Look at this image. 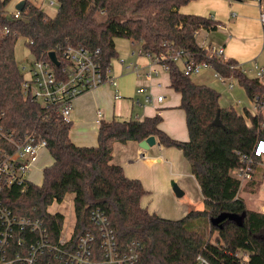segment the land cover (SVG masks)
<instances>
[{
  "label": "trees",
  "instance_id": "trees-1",
  "mask_svg": "<svg viewBox=\"0 0 264 264\" xmlns=\"http://www.w3.org/2000/svg\"><path fill=\"white\" fill-rule=\"evenodd\" d=\"M57 1L59 9L54 16L27 2L20 17L14 18L6 9L10 0H0V123L18 133L35 130L46 139L53 158L52 164L43 169L40 185L27 182L5 188L0 200L17 214L41 217L56 239L65 215L50 212L49 206L73 193L74 239L91 231L99 252L101 236L90 214L100 208L109 217L122 247L132 240L141 242L136 264H195L200 253L214 264H242L234 254L238 248L249 251L248 264H264V212L236 198L239 182L230 174L239 163L237 152H248L264 136L261 115L221 106V93L216 88L184 74L179 62L164 60L170 66V86L181 94L189 139L171 137L160 127L162 117L157 113L141 120L102 119L98 144L81 146L70 137L72 120L24 95L23 72L15 55L17 40L23 37L34 57H47L50 51L60 55L68 45H82L99 48L104 66H109L117 56L115 38L127 37L139 43L144 53L154 56L185 49L196 61L208 60L220 74L237 77L251 100L264 97V81L237 66L230 68L228 63H237L234 59L223 63L209 58L207 49L198 43L200 29L216 30L221 22L180 11L193 0ZM218 113L221 125L215 124ZM152 135L162 146L182 150L201 189L203 209H190L183 217L172 219L141 204L147 190L138 178L128 177L124 167L114 162L113 148L115 142H141ZM261 187L260 182H249L245 191L257 193ZM202 219L209 221L211 230L218 231L214 241L206 228L198 229ZM38 264L69 263L45 253Z\"/></svg>",
  "mask_w": 264,
  "mask_h": 264
},
{
  "label": "built area",
  "instance_id": "built-area-1",
  "mask_svg": "<svg viewBox=\"0 0 264 264\" xmlns=\"http://www.w3.org/2000/svg\"><path fill=\"white\" fill-rule=\"evenodd\" d=\"M19 1L21 0L17 2ZM56 1L50 0V4L53 5ZM249 1H254L259 6L260 20L264 26V0ZM27 2L33 3L31 0H25V5ZM10 15L19 18L20 10L16 8ZM203 47L207 49L209 58H218L223 63L230 59L225 54V46L222 44H208ZM140 51L144 53L141 49ZM145 54L151 57L154 64L160 65L168 72L170 66L164 60L179 62L184 74L191 77L193 74L210 70L215 79L222 83L228 82L231 89L240 83L233 75L220 74L208 60L196 61L185 49L172 51L167 56ZM56 55L58 64L54 63L48 54L47 57H34L21 67L22 91L26 97L67 121L71 120L74 101L78 96L105 84L117 85L113 68L111 65L104 66L99 48L92 50L82 45H68L61 50L60 55L58 53ZM124 64L127 68H133L140 77L143 75L145 78H151L159 71L150 65L149 71L142 73L141 67L135 62H124ZM228 66L230 68L237 66L244 73L264 81V66L257 60L251 67L238 62L228 63ZM143 90L144 88L140 87L137 92L141 93ZM145 97L147 102L153 99L151 94ZM115 98H122L118 90ZM163 98V95L157 96L159 101ZM252 103L254 110L251 113L263 117L261 123L264 130V97H257ZM136 104H142L139 98L136 99ZM102 119L104 112L98 109L96 118L98 125ZM248 123L250 124L249 119ZM45 149H47L46 139L40 138L35 130L18 133L0 123V193L5 188L33 182L30 174ZM145 152V150L141 152L137 159L144 160ZM237 154L239 163L230 169V174L239 182L236 198L244 200L246 194L249 196L253 194L245 193L247 183L260 182L261 186H264V136L259 137L248 152H237ZM90 216L101 236L99 252L96 248V235L91 231L74 239V227L67 235L63 234V227L59 236L54 239L41 217L17 214L8 204L0 200V264H38L40 255L45 253L69 264H136L139 261L142 252L140 241L132 240L122 247L109 217L102 209H92ZM234 254L242 264L249 263V251L238 248ZM195 264L214 263L200 253L196 257Z\"/></svg>",
  "mask_w": 264,
  "mask_h": 264
},
{
  "label": "rangeland",
  "instance_id": "rangeland-1",
  "mask_svg": "<svg viewBox=\"0 0 264 264\" xmlns=\"http://www.w3.org/2000/svg\"><path fill=\"white\" fill-rule=\"evenodd\" d=\"M17 1L18 0H10V2L6 6V9L10 12L14 11L16 9ZM31 1L37 6H39L50 16H54L59 9L58 1H56V3L53 5L50 4V0ZM234 2L237 6L236 11L239 13V16L241 15V18L245 19V22L246 18L253 17L255 12H257L258 14V6L256 2L254 3L253 1L249 0H236ZM208 4V2H203V0H195L193 2L190 1L187 5H185V8H189L193 11H202L205 13V11H207L206 6ZM229 7L230 6L228 4L227 7H224V10H227L229 12ZM192 14L195 13L192 12ZM239 16L238 18H240ZM97 17L99 19H104L105 16L103 14H98ZM233 20L236 21L237 18ZM245 22H241L239 24L235 23V27L233 28L228 26V24H226V21L222 20V25H224L225 28L220 25L216 30L200 29L197 32V39L200 43L207 41L216 45L223 44L224 41H228V44L225 49V54L227 56H229L231 50H233L236 55H239L240 57L245 59L246 67H251L255 62V59H257L260 65L264 66V47H261L258 52H256V50L253 48V45L251 44L253 42L252 32L247 31L244 25ZM229 35H231L232 37H229ZM262 40L264 41V37ZM245 42L247 44H245ZM115 43L117 49V56L112 59L111 66L114 70V73H117V69L119 67L122 68L124 62L135 61L137 56L142 55H135L132 53L133 51L139 49V45L135 44L131 38L116 37ZM231 44H234L235 46H232ZM15 55L20 67H22L24 64H28L31 60L34 59V54L30 51V48L28 47L25 38H18L15 46ZM126 71L130 72L129 70ZM210 73L212 75V71H210ZM211 75L203 73L193 74L192 79L196 82L206 83L210 86L216 87V89L221 93L220 104L224 105L225 107H233L232 105H235V102L238 103V99L242 100V102L236 104V108L239 111L242 110L243 105H250L249 96L247 95L246 90L240 83L236 85L234 89H231L227 84L228 82L221 84H213L211 80L212 78H209ZM108 88L113 89L114 87H103L102 89L95 91L96 93L94 95L92 94V92H87L82 96L83 98H86V103L81 108V110H78V107L75 108L74 114L77 115V118L73 119V125L70 130L71 137L75 141H77L79 138L84 139L86 141H92L95 137L94 130L98 126L97 122H95V119L97 118V108H101L107 113V111L112 109L113 101L120 100L113 97L112 92L109 91ZM122 100L124 102L122 108L124 114L123 116H117V119H129L131 117L130 114H128V108L132 104V98L123 97ZM170 108L173 109V107L166 108L167 112L170 111L168 110ZM138 109L139 107L134 106V111ZM74 114H71V117L72 115L74 116ZM52 159L53 158L50 151L47 149L43 150L41 160L38 163V167L43 168L44 166H49L52 162ZM183 160L186 162L185 158ZM184 165L185 163L179 165L178 168H176V174H174V176L177 177V179H175L174 177L170 178L169 175H167V172L169 174L171 170L169 166L166 168V163L164 166H161V168L164 169V172L167 175L166 179H168L169 177V180L167 182V185H169V187L164 188L161 192L152 191L146 193L143 196V202L145 203V207H147L149 210L156 209L162 211L172 219H179L183 217L186 214V209H203L205 207L201 189L197 181L193 177H191L189 170L188 172L185 171ZM30 178L33 180L34 183L40 185L43 180V172L35 168V170L33 169V171L31 172ZM174 182L178 183L179 186L184 190V194L182 196H177L174 192ZM244 202L249 208H252L259 212H263L262 207L264 206V186H262L259 192L253 193L251 196L246 194L244 197ZM49 211L53 213L61 212L65 215L63 234L67 235L74 227L76 220L74 209V194H67L62 202L54 201L53 204L49 206ZM199 223L200 226L198 227V229L204 230L206 228L210 240L214 241L218 235V231L211 230L208 220L202 219L199 221Z\"/></svg>",
  "mask_w": 264,
  "mask_h": 264
},
{
  "label": "crops",
  "instance_id": "crops-1",
  "mask_svg": "<svg viewBox=\"0 0 264 264\" xmlns=\"http://www.w3.org/2000/svg\"><path fill=\"white\" fill-rule=\"evenodd\" d=\"M234 1L236 0H203V2L209 3L206 6L207 11H205V13L202 11H193L189 8H185V5L180 8V11L183 13L193 12L195 14L205 15L215 20H219L223 28H225V26L222 25V20H224L226 21V24H228V26L234 28L235 23L239 24L241 22H245V19L241 18L240 17L241 15L239 16V13L236 11L237 6L235 5ZM228 4L230 6L229 12L227 10H224V7L225 6L227 7ZM233 12L235 13V15H233ZM238 16L240 18H238ZM235 18H237L236 21L233 20ZM244 25L247 31L252 32L253 42L251 44L253 45V48L256 50V52H258V50L261 47H264V41L262 40L264 37V26L260 20L259 6H258V14L257 12H255L253 17L246 18V22ZM229 37H232V36L229 35ZM134 43L139 45V43L137 42H134ZM198 43L201 46L212 44L211 42H207V41H204L201 43L198 41ZM227 44H228V41L226 42L224 41V43L222 44L225 46V49H226ZM245 44L247 43L245 42ZM231 45L235 46L234 44H231ZM140 49L141 48L139 45V49L133 51L132 53L135 55H142V56H137L135 61H129V62H135L137 65H139V67H141L142 73L148 72L150 69V65H152L154 66V68L159 69L157 74H154L151 78H145L143 75L140 77V76H137L133 68H127L126 65L123 63L122 65L123 67L122 68L119 67L117 69V73H114V70H113V74L117 78L116 86L112 84H105L95 90L88 91V92H92V94L94 95L96 93L95 91H98L102 89L103 87L113 86L114 87L113 89L108 88L109 91L112 92L113 97H115V94L118 90L122 94V98L123 97L132 98V104L128 108L129 109L128 114H130V117H131L129 119H140L141 120L146 116H153L159 113L162 117L160 127L165 132H167L173 138L183 140V141L188 140L189 132H188L187 123H186V113L180 107L181 94L170 86L171 82H170L169 72L163 70L160 65L154 64L151 60V57L146 55L145 53H142ZM228 57L231 59H234L240 64L245 65V62H246L245 59L240 57L239 55H236V53L233 50H231L230 55ZM125 69L129 70L130 72H127ZM203 74L211 75L210 70L203 72ZM209 78L210 79L212 78L211 80L213 84L222 83L219 80L215 79L213 77V74ZM140 87H143L144 90L141 93H138L137 89ZM84 94L78 96L75 99L72 114H74V110L76 107H78V110L79 109L81 110V108L85 105L86 98L82 97ZM149 94L152 95L153 99L147 102L145 96ZM158 95L164 96L162 101H159L157 99ZM122 98H120V100H114L112 109L107 111V113L105 110H103L104 119L111 120L113 118H117V116L118 117L123 116L124 113L122 111V108H123L124 102ZM138 98L140 99V102L142 103L141 105L136 104V99ZM249 100H250V105H243L241 111H239L236 108L237 106L236 104L242 102L241 99H238L237 100L238 103L235 102V105H232V106L236 108V110L239 113H245V110H249L250 112H253L254 106H253L252 100L250 98ZM134 106L139 107V109L134 111ZM221 106L225 107L224 105H221ZM169 107H173V109L170 108L168 109L170 111L167 112L166 108H169ZM98 109H101V108H97V110ZM97 110H96V117H97ZM76 118H77V115L74 114V116L72 115L71 120L73 121V119H76ZM98 126L94 130L95 137L92 141H86L81 138L75 141L71 137V134H70V137L73 140V142H75L77 145H81V146L97 145L98 144ZM145 151H146L145 152L146 157L144 158V160H138L137 158L140 155V153L144 152V149L140 147L139 142L137 141H128L126 143L115 142L114 148H113V160L114 162L119 163L124 167L125 173L128 177L138 178L142 182L145 189L147 190V193L152 192V191L161 192L164 188L169 187V185H167L169 177L170 178L174 177L175 179H177V177L174 176V174H176V168H178V166L182 165L183 163H185L184 165L185 171L188 172L189 170L191 177L195 179V177L191 173L190 163L187 160V158L184 156L181 149H178L177 147H164L161 144H159V142L157 141L155 145L151 146L148 150H145ZM183 157L186 159V162L183 160L184 159ZM40 160H41V156H40L39 161ZM39 161L37 162L35 168L43 172V169L46 166H44L43 168H39L38 167ZM52 162H53V159H52ZM52 162L50 164H52ZM165 163L167 165L166 168L169 166L171 170L169 174L167 172V175H169L168 179H166L167 175L164 172V169L161 168V166H164ZM143 198L144 197H142L141 199V204L145 206L144 205L145 203L143 202ZM150 211L156 212L163 217L171 218L162 211H159L156 209H150ZM187 211L188 209L185 210V213H187Z\"/></svg>",
  "mask_w": 264,
  "mask_h": 264
},
{
  "label": "water",
  "instance_id": "water-1",
  "mask_svg": "<svg viewBox=\"0 0 264 264\" xmlns=\"http://www.w3.org/2000/svg\"><path fill=\"white\" fill-rule=\"evenodd\" d=\"M24 5H25V0H21V1L16 3V8L21 11V10H23ZM49 57L51 58V60L54 63L58 64L59 61H58V58H57L55 51H50ZM215 124L221 125L219 113L217 114V116L215 118ZM156 143H157V139L155 136L152 135V136H149L148 138L142 140L141 142H139V145L144 150H148L151 146L155 145ZM173 190L177 196H182L184 194V190L177 183H173ZM222 218H223V216L218 218L217 221H220Z\"/></svg>",
  "mask_w": 264,
  "mask_h": 264
},
{
  "label": "bare ground",
  "instance_id": "bare-ground-1",
  "mask_svg": "<svg viewBox=\"0 0 264 264\" xmlns=\"http://www.w3.org/2000/svg\"><path fill=\"white\" fill-rule=\"evenodd\" d=\"M262 211L264 212V206L262 207Z\"/></svg>",
  "mask_w": 264,
  "mask_h": 264
}]
</instances>
